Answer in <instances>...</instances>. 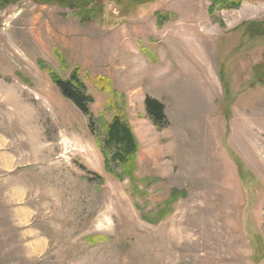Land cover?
<instances>
[{
  "label": "rangeland",
  "instance_id": "obj_1",
  "mask_svg": "<svg viewBox=\"0 0 264 264\" xmlns=\"http://www.w3.org/2000/svg\"><path fill=\"white\" fill-rule=\"evenodd\" d=\"M105 2L0 0V264H264V0ZM115 115L133 178L99 150Z\"/></svg>",
  "mask_w": 264,
  "mask_h": 264
},
{
  "label": "trees",
  "instance_id": "obj_2",
  "mask_svg": "<svg viewBox=\"0 0 264 264\" xmlns=\"http://www.w3.org/2000/svg\"><path fill=\"white\" fill-rule=\"evenodd\" d=\"M41 4L58 3L75 9L76 15L81 22L102 17L106 0H34ZM138 5L155 2V0H131ZM41 69L50 74L52 81L60 89L63 96L76 103L84 112H89V106L93 101V96L87 92L84 80L78 73L73 72L68 79H63L51 67L40 62ZM146 105L149 115L154 119L158 126L167 125L165 106L158 99L147 96ZM100 143V141L98 142ZM100 151L104 159L106 172L118 179L133 178L137 167L136 155L139 144L136 140L132 127L127 121L119 116H114L106 130V139L103 146L100 144ZM121 166V173H118L113 164ZM183 192L171 193L170 204L177 198L182 197ZM171 211V207L165 211H159L157 218L162 219ZM151 222H154L150 219Z\"/></svg>",
  "mask_w": 264,
  "mask_h": 264
},
{
  "label": "crops",
  "instance_id": "obj_3",
  "mask_svg": "<svg viewBox=\"0 0 264 264\" xmlns=\"http://www.w3.org/2000/svg\"><path fill=\"white\" fill-rule=\"evenodd\" d=\"M39 241H40L39 243H41L44 246V249H45V246H47L46 240L45 239H42V240H39Z\"/></svg>",
  "mask_w": 264,
  "mask_h": 264
}]
</instances>
